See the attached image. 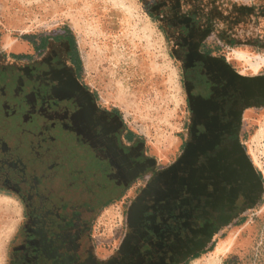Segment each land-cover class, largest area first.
I'll list each match as a JSON object with an SVG mask.
<instances>
[{
    "label": "rangeland",
    "instance_id": "rangeland-1",
    "mask_svg": "<svg viewBox=\"0 0 264 264\" xmlns=\"http://www.w3.org/2000/svg\"><path fill=\"white\" fill-rule=\"evenodd\" d=\"M59 27L73 37L80 70L68 61L65 43L47 50L59 57L58 70L47 71L42 59L35 60L38 37ZM72 84L84 88L87 96L67 94L64 86ZM211 86L226 87L224 96L232 99L229 108L237 131L227 144L240 147L257 192L253 201L230 214L205 210L198 202V229L205 236L194 232L192 250L175 264H264V101L257 96L264 89V0H0V143L7 144L6 151L0 144V179L19 182L16 163L26 160L29 177L20 179V186L40 183L50 197L70 202L60 208L74 217L76 230L86 224L81 242L87 247L80 263L114 262L131 229L153 230L146 222L139 228L132 222L138 204L151 202L149 195L164 179L158 174L181 157L190 139L196 123V105L187 101L190 91L206 92ZM245 90L252 91L251 97ZM86 97L95 113L82 109ZM32 102L37 108L52 102L48 114L58 117L54 121H71L62 122L64 130L72 125L83 138L90 136L84 121H93L103 131L100 137L118 140L126 156L122 162L131 165L116 168L113 152L104 159V171H95L99 166L91 154L94 171L84 182L77 172L51 181L36 178L45 159L31 157L29 141L34 139L29 135L43 114L42 108L30 109ZM27 110L31 121L25 124ZM113 119L121 126L109 131ZM64 130L56 122L50 133L65 136ZM125 133L130 143L122 140ZM77 152L89 154L87 149ZM1 184L0 264H9L24 209L17 191ZM161 225L155 231L165 223ZM165 227L166 233L184 229L180 223Z\"/></svg>",
    "mask_w": 264,
    "mask_h": 264
},
{
    "label": "flooded vegetation",
    "instance_id": "flooded-vegetation-1",
    "mask_svg": "<svg viewBox=\"0 0 264 264\" xmlns=\"http://www.w3.org/2000/svg\"><path fill=\"white\" fill-rule=\"evenodd\" d=\"M200 54L204 57L203 52ZM34 55L36 59H42L47 71L58 70L57 61L55 63L51 62V55H53V59L58 58L54 51L52 53L47 52L46 57L43 55L40 57L39 53L36 52ZM72 77L76 79L73 74ZM64 87H67L65 89L67 94L77 92L87 96L84 88L80 86L72 84ZM216 88L212 89L211 86L206 92L193 93L190 91V95L187 97L188 102L190 100L196 105V123L193 126L194 132L191 134L189 141L194 134L200 146L204 145L199 149L194 162L195 165L194 163L185 165L179 171L173 173L176 177L174 176L170 180L166 179L167 181L163 179L150 195L147 194L151 196V202L144 204L139 202L138 204V211L135 213L132 222L135 223L136 228H139L140 223L146 222L148 227L153 226L154 231H151V229L149 231L145 230L141 226L139 230L131 229L125 243L122 245L119 259L114 261L115 263L110 259L104 264H175L177 258L186 255L187 249L192 250L191 239L196 237L194 234H198L197 237H199V233L205 236V231L202 232L198 229L202 219H197L199 215L196 209L198 202H201L198 205L204 206L205 210L211 207L219 212L230 214L241 209L244 204L253 201V196L257 192L255 188L257 189L258 184L254 178L251 165L241 156L238 145L227 144L228 139L237 131L233 123L234 110H231V107L229 108V101L231 103L232 99L230 97L225 98L226 87ZM251 92L245 90L244 95L249 98L252 95ZM260 94L257 96L264 101V89ZM220 96L221 99L218 102ZM52 105V102L51 105L48 102L44 107L38 108L34 102L29 105L32 111L37 110L40 112L41 109L39 108H42L43 114L41 122L37 124L34 133H32L33 135H29L34 139L29 141L31 157L41 162L45 159V163L43 161L44 166H40L39 172L36 173L37 175L35 174L36 178L39 175L42 180L51 181L59 174H67L71 177L72 174L77 172L84 182L86 174L94 171L92 170L93 166H91V154L94 156L93 160L99 166L95 171H104L102 168L105 167L102 166L107 164V157L113 156V152H115L113 161H115L116 168L120 170L124 164L125 166L126 164L131 165V162H122L121 158H126V156L118 146V140L100 137L99 135L103 131L97 125L92 126L93 121H84L88 124L85 126V128L87 127L86 130L90 132V136L84 138L81 134L76 133L72 125L69 126L68 131H65L62 122L69 125L71 121L69 123L62 118L59 119L63 121L56 122L67 135L51 134L50 132L54 129L56 123L54 120L58 119L53 112L51 115L48 114L50 113L49 109H53ZM81 106L85 112L95 113L87 97ZM228 110L233 111V113H226ZM28 112L27 110L24 114L23 121L26 122L25 124L29 120L31 121L28 118ZM103 115V112L100 111L99 117L104 119ZM100 123L103 125L108 124L107 121H100ZM112 124L113 128L109 127V131L118 130L121 126L119 120L113 119ZM122 140L130 143L132 138L125 133ZM0 144L3 145V149L6 151L7 144ZM80 149H87L89 154L79 155L77 151ZM110 149L114 151H111V154L108 155ZM95 155L97 156L95 157ZM81 161H83V165L80 164ZM16 164L21 167L19 170L20 179L27 180L29 174L26 173V164H28L26 160H17ZM82 169L85 170V175ZM20 179L19 182H14L6 177L0 179L4 189L17 191L15 194L24 209L19 240L11 250L9 264H83L80 263L81 251L84 250L83 247L87 246L81 240L87 234L86 224L81 227L82 229L76 230L74 217L61 210V205L66 206L70 202L66 204L63 203L62 198L50 197L51 194L44 192L42 185L37 182L27 187H21ZM119 183H122V181ZM189 201L193 204L189 205ZM178 203H184V205L178 207ZM170 204H173V207ZM161 223H165V226L171 223H180L184 229L169 230L166 233V227L164 226V233L163 229L155 231L162 227ZM145 234L147 236L144 237ZM188 242L187 247L186 243ZM84 253H87V251ZM194 253L193 250L191 255ZM86 262H89V260Z\"/></svg>",
    "mask_w": 264,
    "mask_h": 264
},
{
    "label": "trees",
    "instance_id": "trees-1",
    "mask_svg": "<svg viewBox=\"0 0 264 264\" xmlns=\"http://www.w3.org/2000/svg\"><path fill=\"white\" fill-rule=\"evenodd\" d=\"M48 38H54L57 41L64 42L69 48L68 61L70 63L72 62L75 65L76 69L80 70V59L78 57L75 42L70 31H68V29L65 27H59L51 30L45 35H40L37 41L34 43L37 47L35 50L36 53L42 52L46 48Z\"/></svg>",
    "mask_w": 264,
    "mask_h": 264
},
{
    "label": "water",
    "instance_id": "water-1",
    "mask_svg": "<svg viewBox=\"0 0 264 264\" xmlns=\"http://www.w3.org/2000/svg\"><path fill=\"white\" fill-rule=\"evenodd\" d=\"M193 132L194 131H192V133ZM203 146L202 145L200 146L199 142H197V139L194 137V134H193L191 140L186 144L181 157L173 165L167 168L165 171L158 174L157 177L163 176L165 181H167L166 179L168 180L172 179L174 172L179 171L185 165H191L195 162L199 149L202 148ZM157 180L158 179L155 178V180H153L151 184L153 185V183L154 184L157 183ZM145 192H148L147 189Z\"/></svg>",
    "mask_w": 264,
    "mask_h": 264
},
{
    "label": "crops",
    "instance_id": "crops-1",
    "mask_svg": "<svg viewBox=\"0 0 264 264\" xmlns=\"http://www.w3.org/2000/svg\"><path fill=\"white\" fill-rule=\"evenodd\" d=\"M50 32V31H49ZM64 42H62V41H57V40H55L54 38H48V40H47V43H46V48L42 51V52H39V55H40V57H42L41 55H43V56H47V50H48V48L49 47H51V48H53L55 45H57V44H63ZM36 45L35 44H33V53H35V50H36ZM53 50V49H52ZM44 52L46 53L45 55H44ZM41 53V54H40ZM43 53V54H42ZM49 56V55H48ZM51 58H52V63H55L57 60H59V57L57 58V59H53V55H51ZM35 60H38V59H35ZM68 68H69V65L67 66ZM6 93V91L4 90V91H1V94H5ZM4 107L5 108H7L8 106L6 105H4Z\"/></svg>",
    "mask_w": 264,
    "mask_h": 264
},
{
    "label": "bare ground",
    "instance_id": "bare-ground-1",
    "mask_svg": "<svg viewBox=\"0 0 264 264\" xmlns=\"http://www.w3.org/2000/svg\"><path fill=\"white\" fill-rule=\"evenodd\" d=\"M217 249L222 251V249H221V248H217Z\"/></svg>",
    "mask_w": 264,
    "mask_h": 264
}]
</instances>
